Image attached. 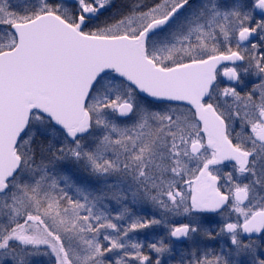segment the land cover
<instances>
[{"label": "snow or ice", "instance_id": "snow-or-ice-1", "mask_svg": "<svg viewBox=\"0 0 264 264\" xmlns=\"http://www.w3.org/2000/svg\"><path fill=\"white\" fill-rule=\"evenodd\" d=\"M0 264H264V0H0Z\"/></svg>", "mask_w": 264, "mask_h": 264}]
</instances>
